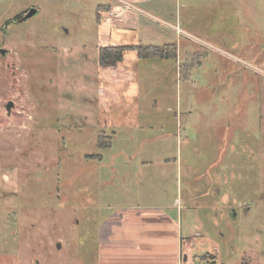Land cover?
<instances>
[{
  "label": "rangeland",
  "instance_id": "obj_1",
  "mask_svg": "<svg viewBox=\"0 0 264 264\" xmlns=\"http://www.w3.org/2000/svg\"><path fill=\"white\" fill-rule=\"evenodd\" d=\"M156 2L161 37L110 27L114 0H0V264H99L115 211L176 198L196 263L264 264V0ZM111 30L178 59L100 66Z\"/></svg>",
  "mask_w": 264,
  "mask_h": 264
},
{
  "label": "crops",
  "instance_id": "obj_2",
  "mask_svg": "<svg viewBox=\"0 0 264 264\" xmlns=\"http://www.w3.org/2000/svg\"><path fill=\"white\" fill-rule=\"evenodd\" d=\"M156 1L158 0H114L116 2L115 5L113 4L114 6L112 4L105 6L107 10L113 9L112 12L118 14L117 19L114 21L111 19L112 24L110 27L119 25L122 35H126L125 31L135 30L137 36H139L141 30V34L144 33L150 35V37H161L160 34L153 31L149 23L139 22L141 20L140 14L143 11L138 6L148 5L153 8L156 6L157 9L165 11L167 5ZM127 4L135 8L128 9L126 8ZM108 34L106 40L110 41L109 45L126 44L120 43L112 30ZM218 38L222 39L223 43L233 47L231 39L224 40L223 36ZM112 41H115V43H112ZM167 44L176 45L177 51L181 48L180 41L166 42L163 45ZM180 122L181 126L182 121ZM152 148H154V145ZM152 157L149 156V159H152ZM150 162L151 160H145L142 164H149ZM164 193H167V191H164ZM178 200L176 198L174 203L156 208L136 206L139 208L118 209L115 211L100 228L101 233L98 239L100 247L98 250L99 264H202L200 262L196 263L203 254L201 252L196 253L197 250L192 244L195 235L184 236L182 224L171 217L176 211L175 203Z\"/></svg>",
  "mask_w": 264,
  "mask_h": 264
},
{
  "label": "trees",
  "instance_id": "obj_3",
  "mask_svg": "<svg viewBox=\"0 0 264 264\" xmlns=\"http://www.w3.org/2000/svg\"><path fill=\"white\" fill-rule=\"evenodd\" d=\"M127 50L135 51L137 54L138 59H145V58H158V59H178L177 55V47L176 45H154V44H131V45H109V46H102L98 50V64L100 66H110L115 68L122 64L124 61L125 52ZM202 55L200 52H198ZM182 65V64H181ZM181 68V67H180ZM194 71V66H193ZM184 70L181 68V77L184 76ZM187 77V76H186ZM104 132V129H103ZM114 134L111 133L110 136L101 135L102 132L98 133V144L101 147H106L107 143L111 144V139L115 137L116 132L112 131ZM93 156V155H91ZM208 260V259H207ZM207 264H217L216 260L212 257L207 261Z\"/></svg>",
  "mask_w": 264,
  "mask_h": 264
},
{
  "label": "water",
  "instance_id": "obj_4",
  "mask_svg": "<svg viewBox=\"0 0 264 264\" xmlns=\"http://www.w3.org/2000/svg\"><path fill=\"white\" fill-rule=\"evenodd\" d=\"M35 14H36L35 9H31L30 11L27 12V15H26L25 18H29V17H31V16H33V15H35ZM13 107H14V103H13V102H9L8 105H7V110H8V112H10V111L12 110ZM59 247H60V246H59Z\"/></svg>",
  "mask_w": 264,
  "mask_h": 264
},
{
  "label": "built area",
  "instance_id": "obj_5",
  "mask_svg": "<svg viewBox=\"0 0 264 264\" xmlns=\"http://www.w3.org/2000/svg\"><path fill=\"white\" fill-rule=\"evenodd\" d=\"M124 3V1H122ZM126 8L130 9V8H135V7H132L130 4H127L126 5ZM175 29L178 31V33H182V30L179 28V27H175Z\"/></svg>",
  "mask_w": 264,
  "mask_h": 264
}]
</instances>
